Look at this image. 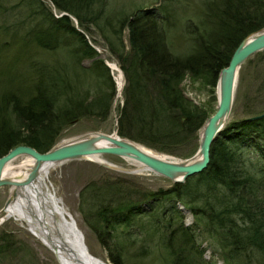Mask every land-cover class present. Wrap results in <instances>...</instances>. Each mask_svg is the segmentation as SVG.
I'll return each instance as SVG.
<instances>
[{
	"label": "trees",
	"instance_id": "obj_1",
	"mask_svg": "<svg viewBox=\"0 0 264 264\" xmlns=\"http://www.w3.org/2000/svg\"><path fill=\"white\" fill-rule=\"evenodd\" d=\"M47 1L49 5L44 0L27 1L28 17L32 19L23 41L44 51L64 48L80 69L97 77L108 90L100 89L90 97L86 89L71 80L62 63L31 60L25 83L18 91L0 97V156L23 143L45 152L62 128L75 119L94 113L106 118L109 112L115 85L108 67L95 58L97 52L84 34L90 24L95 23L101 30L103 26L110 30L113 25L105 15L104 24L100 23L103 0L96 8L92 4L98 0ZM204 5L198 24L188 27L192 35L190 50L179 56L167 46L168 27L174 26L167 7H159V11L153 7L138 9L118 19L115 30L121 48L119 58L127 62L125 97L116 124L118 134L160 151L168 150L167 143L196 138L207 114L185 97L182 79L189 74L215 86L219 71L236 45L246 34L264 27V0H209ZM61 11L67 14L58 16ZM125 26L129 30V58L123 56ZM104 36L109 52L117 53L113 41ZM83 58L91 60L88 66L80 64ZM219 132L210 146L206 168L184 182L152 191L131 188L116 177L102 180L100 185H86L92 191L81 189L80 194L91 207L89 218L92 216L96 223L90 220L92 227L113 264H124V246L115 232L132 228L138 220L143 225L149 220L155 224L156 242L166 252L159 264H212L203 258V248L196 240L199 236H204L212 254L227 264H233L232 258L242 251L252 254L257 259L255 264H264V115L252 120H227ZM247 136L252 137L250 142L255 146L250 152L243 150L241 142ZM177 203L190 211L194 219L191 224L183 223ZM160 213L163 218L158 219ZM161 225L166 228L163 232L159 230ZM10 237L9 232L0 233V255L14 247L16 241ZM145 238L149 240V235ZM145 238L140 240L141 247Z\"/></svg>",
	"mask_w": 264,
	"mask_h": 264
},
{
	"label": "rangeland",
	"instance_id": "obj_2",
	"mask_svg": "<svg viewBox=\"0 0 264 264\" xmlns=\"http://www.w3.org/2000/svg\"><path fill=\"white\" fill-rule=\"evenodd\" d=\"M27 1L30 0H0V97L5 92L18 91L19 87L24 84L27 79L26 72L30 69L28 65L30 61H39L41 58L48 62L62 63L65 66V72L70 75L71 80L78 82L77 85L86 89V95L90 97H95L100 89L105 91L108 90V86H103L97 77L80 69L79 63L74 62L70 54H68L64 48L61 47L56 50L44 51L32 42L26 43L23 41L25 28L32 19V17H28L29 4ZM44 1L49 5L47 0ZM206 1L209 0H103L100 19L102 20L105 15L109 20L114 22L113 25L109 27L110 30L104 26L101 30L95 23L90 24L84 34L87 42H89L97 52L95 58L98 57L102 59L103 63L108 67L111 79L115 85V92L109 103V112H107L106 118L96 113L80 116L75 119V121L65 126V128H62L51 146L61 140L75 138L89 131H101L108 134L117 129L116 124L119 117V107L125 97L123 89L127 84L124 71L127 62L121 61L119 58L121 48L118 39H116L118 32L115 29L119 26L118 19L123 18L127 14L134 13L135 10L138 9L153 7L158 10L159 7H167L171 12L174 24L171 28L168 27V49L178 56L184 55L189 52L192 40V35L188 33V30L192 25L195 27L198 24L201 18L200 14L204 9V3ZM92 5L96 8L101 5V0H98ZM52 11L56 12L53 7ZM72 20L76 25L77 21L73 18ZM100 23L103 25L104 20ZM104 34H107L113 41L117 53L109 52L107 45L108 41ZM128 36L129 30L125 26L122 31V40L126 51L123 55L125 58H129V54L131 53ZM80 61L82 66H88L91 62L89 58H83V60ZM110 63L115 64L116 69H113ZM118 72L122 73V86L119 90L117 86L118 83L116 84ZM237 78L234 87L233 102L230 108L231 111L227 120L236 121V119H244L248 116L257 114L263 116L264 49L254 52V54L245 59L241 64ZM182 80L181 88L185 97L191 103L203 109L207 116L212 114L217 103L216 85L210 87L203 77H193L189 74L185 75ZM199 129L200 127L196 131V138L167 143L166 145H169L167 147L168 150L162 151L150 146L148 143L139 142L136 138L131 136L120 135L118 132L117 135L129 140L131 139L147 147L154 148L162 153L164 152L174 158L184 159L185 157L193 156L198 148ZM250 140H252V137L247 136L241 141L243 143V150H246V152L252 151V148L255 147ZM244 146H246L247 149ZM261 148L264 149V143L261 145ZM191 151L194 152L190 156H185V154ZM254 155L256 157L259 156L257 152H255ZM24 157L25 155L18 156L13 159L11 163L17 164L24 159ZM99 157L105 162L112 163L119 168L131 169L134 167L132 158L119 157L114 154H101ZM116 177L128 183L131 188L133 187L141 190L154 191L158 188L164 189L173 183L167 177L160 176L145 168H142L139 172L120 171L104 167L93 159L79 158L57 164L50 170L48 176V183H50L57 196H60L68 212L75 217L76 223L79 225L80 229H82L86 243L90 246L91 251L109 264L113 263L109 259L107 249L104 245H101L91 224L92 221L93 224L96 225L95 220H93L92 216L89 218V210L91 207L88 206V202L84 200L80 191L84 187L86 188V192H89V190L92 191L93 188L91 186L87 187L86 185H100L102 180H115ZM119 183L121 184L122 181ZM8 194L9 186H1L0 208L3 207ZM259 195H262L261 191ZM176 206L181 210L183 223H185V225L191 224L194 219H192L190 211L181 207L178 203ZM161 217L162 214L160 213L158 219ZM132 225V228L128 229L127 227H123L119 229V232H115L117 240L124 246L123 251H121L123 263L159 264L158 262L161 261L166 252L162 245L156 242L158 241V236L153 232L155 229L153 220L145 221L144 225L138 220ZM164 225H161L159 228L161 232L166 230ZM1 232H9L11 234L10 238H13L16 242L14 243V247H12L14 250L11 248L5 255H0V264H58L50 249L44 247L40 240L35 237L28 228L21 224L20 221L12 217L5 218V220L0 222V233ZM163 234L165 235V233ZM146 235H149V240L145 238ZM104 237V241H106V235ZM142 238H145L143 247L140 246V240ZM203 238L204 236H199L198 239H196L198 242L200 241V246L203 248V258L211 260L212 264H227L217 254H212V250L208 247L209 241ZM128 241L131 244H129ZM142 249L147 250L142 251ZM232 261L233 264H255L257 259L254 256L252 257V254H248V251L244 253L242 251V253L235 255Z\"/></svg>",
	"mask_w": 264,
	"mask_h": 264
},
{
	"label": "water",
	"instance_id": "obj_3",
	"mask_svg": "<svg viewBox=\"0 0 264 264\" xmlns=\"http://www.w3.org/2000/svg\"><path fill=\"white\" fill-rule=\"evenodd\" d=\"M61 14H66L62 12ZM264 49V27L246 34L243 39L236 45L230 55L227 64L222 67L217 76L216 88L218 87V96L216 95V106L214 112L205 117L203 124L199 129L198 148L193 156L185 157L184 159L174 158L166 154L162 156L151 155L135 146L133 140H129L117 135V129L110 133L101 131H89L87 133L61 140L45 152H40L35 147L28 144H18L7 150L0 156V187L4 185H22L25 182L32 180L37 174L42 163L50 162L61 164L67 160L73 159H90L88 156L101 154H114L126 158H132L140 162L143 168H146L156 174L167 177L173 183L184 182L191 175H195L203 171L209 162L210 146L215 140L219 131L227 122L230 108L233 102L234 87L237 81V76L241 68V64L254 52ZM261 114L248 116L247 119H257ZM201 132V133H200ZM201 134V135H200ZM137 143V142H136ZM139 144V143H138ZM199 155L198 158L195 156ZM28 155L33 159V166L29 170L25 179L18 180L15 177L4 174V167L18 156ZM94 160V159H93ZM104 167L135 172L133 169L117 167L112 163L104 160L97 161ZM11 193V192H10ZM8 194L3 207L0 208V218L3 215L5 205L9 203L14 196V192ZM1 222V220H0Z\"/></svg>",
	"mask_w": 264,
	"mask_h": 264
},
{
	"label": "bare ground",
	"instance_id": "obj_4",
	"mask_svg": "<svg viewBox=\"0 0 264 264\" xmlns=\"http://www.w3.org/2000/svg\"><path fill=\"white\" fill-rule=\"evenodd\" d=\"M110 65L116 69L115 64L110 63ZM118 73L116 84L118 83L119 90L122 86V73ZM216 90L218 96V87ZM134 143L136 147L148 154L166 156L164 152L138 144L135 141ZM198 157L199 155L196 154L195 158ZM88 158L96 161L101 160L96 155H90ZM33 164V159L25 155L24 159L17 164L9 162L4 167L3 173L12 178L23 180ZM132 164L134 165L132 169L135 172H139L143 168V165L136 160L132 159ZM56 165L50 162L42 163L32 180L22 185H8L9 193L14 192V196L5 205L0 220L12 217L20 221L40 240L44 247L50 249L58 264H109L91 251L75 217L68 212L60 196H57L48 183L50 170Z\"/></svg>",
	"mask_w": 264,
	"mask_h": 264
}]
</instances>
